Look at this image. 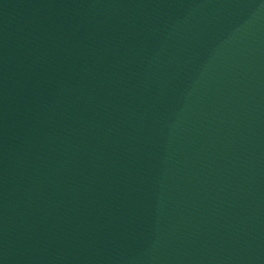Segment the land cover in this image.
<instances>
[{"label":"water","instance_id":"obj_1","mask_svg":"<svg viewBox=\"0 0 264 264\" xmlns=\"http://www.w3.org/2000/svg\"><path fill=\"white\" fill-rule=\"evenodd\" d=\"M0 264H264V0H0Z\"/></svg>","mask_w":264,"mask_h":264}]
</instances>
